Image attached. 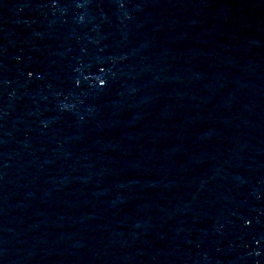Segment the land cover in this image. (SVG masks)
I'll return each mask as SVG.
<instances>
[{
  "label": "water",
  "instance_id": "obj_1",
  "mask_svg": "<svg viewBox=\"0 0 264 264\" xmlns=\"http://www.w3.org/2000/svg\"><path fill=\"white\" fill-rule=\"evenodd\" d=\"M0 264H264V0H0Z\"/></svg>",
  "mask_w": 264,
  "mask_h": 264
}]
</instances>
